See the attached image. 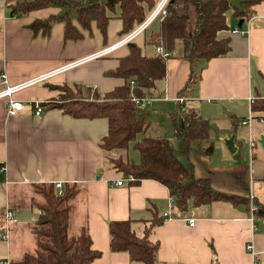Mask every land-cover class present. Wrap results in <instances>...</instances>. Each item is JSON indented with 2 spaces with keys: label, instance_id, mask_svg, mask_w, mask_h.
Returning a JSON list of instances; mask_svg holds the SVG:
<instances>
[{
  "label": "crops",
  "instance_id": "obj_1",
  "mask_svg": "<svg viewBox=\"0 0 264 264\" xmlns=\"http://www.w3.org/2000/svg\"><path fill=\"white\" fill-rule=\"evenodd\" d=\"M251 10L252 16L238 28L242 34L233 32L239 21L233 17L228 29L217 34L218 39L229 41L230 50L223 57L191 66L182 58V42L176 41L166 61L165 78L155 83L144 110L145 120L157 134L173 141L169 113L183 104L197 107L200 116L210 122V138L220 139L224 156L246 148L248 162L214 166L209 164L211 155L192 150L189 163L195 177L207 179L218 192L264 205V151L258 144L264 137V114L250 108L254 98L264 100V0ZM57 12L48 8L15 17L0 0V74L7 77L0 92L26 84L11 95L22 104L14 116L7 114L5 99L0 98V233L8 235L0 238V264H20L21 258L32 252L30 225L39 213L31 207L30 197L32 185L43 183L81 186L71 205L69 228L76 232L86 225L91 248L100 253L93 264H136L127 253L110 252L108 223L130 220L141 235L147 226L141 222L155 216L161 219L151 236L159 243L157 264H264L263 219L259 222L251 211L222 202L180 212L161 184L153 180L131 184L111 167L99 146L107 134L106 119H75L43 106L57 97L54 86L81 84L101 93L121 86L123 80L106 73L128 53L124 45L108 55L90 58L123 37L117 19L110 20L105 41L94 23L77 41L63 39L61 23L52 24L47 35L28 28L35 20L44 21ZM152 24L133 40L148 57H156L155 46L147 41L158 31L159 21L154 31L149 30ZM191 69L200 78L183 90ZM37 78L41 80L35 82ZM177 98H182V103ZM35 104L42 108L39 116L34 114ZM234 120L238 125L233 130ZM230 137L234 154L225 143ZM117 180L122 185L112 183ZM6 209L15 213L13 223L3 220ZM166 213L169 218L164 217ZM190 219L194 220L192 227ZM248 245L252 251L247 250Z\"/></svg>",
  "mask_w": 264,
  "mask_h": 264
},
{
  "label": "trees",
  "instance_id": "obj_2",
  "mask_svg": "<svg viewBox=\"0 0 264 264\" xmlns=\"http://www.w3.org/2000/svg\"><path fill=\"white\" fill-rule=\"evenodd\" d=\"M261 0H244L239 13L230 0H167L166 15L159 21L156 33L149 35L147 43L161 46L171 54L176 41L183 46L182 58L191 66L198 62L223 57L230 50L228 39H218L217 34L228 29L229 18L248 20L251 7ZM9 15L25 17L30 12L55 8L44 21L35 20L28 28L33 33L47 35L54 23L63 25V39L77 41L83 38L82 31L90 32L94 23L106 40L110 20L121 22L119 35L125 36L141 24L155 8L157 0H3ZM146 31H144L145 33ZM128 53L117 60V66L106 73L123 80V84L111 91L101 93L81 84L54 86L58 91L55 99L43 106L58 110L75 119H106L108 130L99 143L113 169L124 177L132 178L131 184L153 180L164 186L180 212L189 207H200L222 202L233 207H243L257 219L264 220V205L248 198L229 195L214 190L207 179L195 177L189 163L192 150L205 156L213 153L210 139V122L203 119L197 107L183 104L169 113L173 138L179 155L188 162L183 166L175 157L170 142L161 138L145 120V110L134 99L148 98L155 83L165 78L168 58L148 57L141 48L130 41L125 45ZM191 69L183 88L198 81ZM52 87V86H49ZM252 112L264 114V100L256 97L251 101ZM233 130L238 121H232ZM235 125V126H234ZM139 155L138 163L128 159V149ZM264 181V175L262 177ZM76 183H65L61 195L54 184L32 185L30 205L39 215L31 223L30 231L34 248L25 254L20 264H93L100 253L91 248L86 225L76 232L69 228L72 202L81 192ZM161 222L156 216L146 223L141 235H137L133 222L110 221L108 223L109 250L127 253L136 264H157L158 240L152 239L153 230Z\"/></svg>",
  "mask_w": 264,
  "mask_h": 264
},
{
  "label": "built area",
  "instance_id": "obj_3",
  "mask_svg": "<svg viewBox=\"0 0 264 264\" xmlns=\"http://www.w3.org/2000/svg\"><path fill=\"white\" fill-rule=\"evenodd\" d=\"M166 2H167V0H159L158 3L156 4L155 8L147 15L145 20L141 24H139L133 31H131L129 34L125 35L124 37H122L116 43L110 45L109 47L103 48L102 50L94 53L93 55L90 56V58H99V57L108 55L109 53L116 50L117 48L126 45L130 41H133L137 36L142 34L152 22H154L155 20L160 21L166 15V11H165ZM233 32L242 34V31L238 28H235L233 30ZM155 56L168 58L170 56V53L167 51H164L161 46L157 45V46H155ZM40 80H41V78H37L35 80V82L40 81ZM29 83H32V82H29ZM29 83H27V84H29ZM0 84H7V77L5 74H0ZM22 85L25 86L26 84H22ZM22 85L14 86V87H6L2 92H0V98L5 99V107L7 110V114L9 116H14L16 113H18L19 111L22 110L21 102L16 101L11 97L12 93L14 91H16L17 89H20ZM176 100L179 103H182V101H183L182 98H177ZM146 101H147V98H145V99H134L135 104L141 108L145 107ZM41 113H42L41 106L39 104H35L34 105L35 116H39V115H41ZM245 123H247V121H242V124H245ZM250 146L251 147L254 146V142L251 141ZM127 179H128V181H132V178H130V177H128ZM112 183L114 185H117V186L122 185L121 180H117V181H114ZM54 185L58 190V195H61L62 184L56 183ZM252 211H254L253 206H251V212ZM2 217L6 223L10 224V223L14 222L15 213L10 209H6L4 211V214H2ZM164 217L169 218L170 216L168 213H166V214H164ZM188 223H189V226L192 227L194 225V220L190 219V220H188ZM0 238L1 239H7L8 235L6 233H0ZM246 248H247V250L252 251L251 245H248ZM253 264H259V263L255 261V262H253Z\"/></svg>",
  "mask_w": 264,
  "mask_h": 264
},
{
  "label": "rangeland",
  "instance_id": "obj_4",
  "mask_svg": "<svg viewBox=\"0 0 264 264\" xmlns=\"http://www.w3.org/2000/svg\"><path fill=\"white\" fill-rule=\"evenodd\" d=\"M157 1H159V0H157ZM229 20H231V18H229ZM157 26H158V20H155L153 22V24L150 26L149 30L154 31L157 28ZM162 133H163V130H162ZM214 138L215 139L213 140V135L210 138L212 142L214 141L213 142L214 150H213L212 155L210 156L211 158H210L209 164L214 165V166H234L237 164V162H240L241 160H244L245 164H247V162H248V151L246 148L241 152L239 150V152L235 155L229 154V155H226V157H225L221 147H219V144H221V143H218L220 141V139H218V137L216 138V136ZM168 141L170 142L172 150L174 149L173 153H174L175 157L178 159V161L181 163V165L188 166L189 165L188 162H186L179 155V153L177 151L175 140L173 139V141H172V140L168 139ZM131 146L132 145H130L128 152H127L128 159L134 163H138L139 155L136 151H134L132 149ZM220 146H223V145H220ZM249 180H250V178L248 180H246L247 188H250V185H251ZM259 222H262V220L259 219Z\"/></svg>",
  "mask_w": 264,
  "mask_h": 264
},
{
  "label": "water",
  "instance_id": "obj_5",
  "mask_svg": "<svg viewBox=\"0 0 264 264\" xmlns=\"http://www.w3.org/2000/svg\"><path fill=\"white\" fill-rule=\"evenodd\" d=\"M244 2V0H230V4L233 6L234 9H236L239 13H241L243 10L241 8V4ZM243 24V19H240L237 24V28H241ZM233 137H230L228 140H226V145L230 151L231 154L235 153V148L233 146ZM258 144L261 146V148L264 151V137L259 138Z\"/></svg>",
  "mask_w": 264,
  "mask_h": 264
},
{
  "label": "flooded vegetation",
  "instance_id": "obj_6",
  "mask_svg": "<svg viewBox=\"0 0 264 264\" xmlns=\"http://www.w3.org/2000/svg\"><path fill=\"white\" fill-rule=\"evenodd\" d=\"M130 182V181H129Z\"/></svg>",
  "mask_w": 264,
  "mask_h": 264
}]
</instances>
